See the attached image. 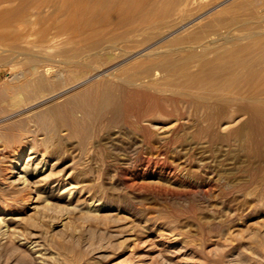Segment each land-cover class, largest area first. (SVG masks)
<instances>
[{
  "label": "rangeland",
  "instance_id": "1",
  "mask_svg": "<svg viewBox=\"0 0 264 264\" xmlns=\"http://www.w3.org/2000/svg\"><path fill=\"white\" fill-rule=\"evenodd\" d=\"M107 1L14 0L0 8V117L17 112L0 131L24 120L20 131H32L41 150L32 167L58 162L47 174L77 186L82 202L69 213L45 210L41 195L28 201L29 191L9 186L8 171L24 138L11 141L0 155V215L20 220L10 224L8 235L0 234V264H43L27 240L48 251L45 264H264V135L258 150V139L245 144L235 134L251 117L244 109L251 98H264V77L251 78L264 70V0ZM104 47L130 57L111 71L119 78L153 74L135 71L148 59L175 62L159 71L163 77L155 84L167 95L151 86L132 88L141 95L126 102L114 126L108 116L79 136L64 128L51 133L53 139L37 134L26 122L33 113L25 109L48 88L28 99L26 91L39 86L30 77L19 80L18 73L78 56L98 65ZM152 50L163 52L147 59ZM184 93L200 107L182 101ZM255 105L264 108V102ZM46 139L53 144L49 152L60 146L59 155H42ZM35 201H41V213L30 210ZM91 202L104 209L87 208Z\"/></svg>",
  "mask_w": 264,
  "mask_h": 264
},
{
  "label": "bare ground",
  "instance_id": "2",
  "mask_svg": "<svg viewBox=\"0 0 264 264\" xmlns=\"http://www.w3.org/2000/svg\"><path fill=\"white\" fill-rule=\"evenodd\" d=\"M13 1L14 0H0V8L3 5L5 6V4L11 3ZM19 1H21V0H19ZM105 1H107V0H105ZM129 1L135 2L136 0L135 1L129 0ZM140 1H138V2L142 3L143 0L141 2ZM148 1H150V0H148ZM171 1L172 0H167V4H170ZM214 1H219V0H214ZM255 1L256 0H253V3ZM110 2H112V1H110ZM138 2L136 1L135 3H138ZM16 3H17V1H16ZM156 3H155V5H156ZM14 4H15V2H14ZM204 4H206V3H204ZM125 5H128V3ZM141 6H142V4L140 5V7ZM158 6L156 9L154 7V9L158 10L159 9ZM262 6H263V4H262ZM262 6H261V9H262ZM10 7H8L7 9H9ZM122 7L123 6H121V7L119 6L117 8V11H119V8H122ZM124 7L126 8V6H124ZM129 7H131V6H129ZM150 7H152V5ZM125 8H123V9H125ZM205 8H206V6H205ZM149 10H151V9H149ZM262 10H264V8ZM115 11L113 12V14H115ZM127 11H129V9L128 10L125 9V11H122V12L125 13ZM3 12H5V11H3ZM111 12H108V13L112 14ZM259 13H262V12L259 11ZM2 14L3 13H0V16H2ZM116 14H118V13H116ZM7 15H8V13H7ZM220 39H222V37ZM223 41H225V40H223ZM213 42L214 41H212L211 43H213ZM227 42H229V41H227ZM215 46H217V45L215 44ZM191 47H195V46H191ZM195 49H197V48L195 47ZM113 51L114 50L111 51V49L109 47H104L99 52V55H100L102 61L100 60L101 64H98V65H91V64L85 63L84 62L85 59L83 57L78 56V58H79L78 60L64 61V62H61V64H57V65H48L47 68H44L39 63H36V64H33L32 66H30L29 68L24 69L22 72H19L17 75V78L19 80L26 81V80H29V77H30L29 81L36 82V84H38V86H39V88L34 92H27L25 90L26 91L25 95L28 97V99H30L32 97L34 98V96H39V98H40V96L42 97V95H41L43 93L42 90L48 88V94H46L47 97H45L46 95H43L44 98H42L39 102L31 104L30 106L26 105V107L27 106L28 107L25 109V111H28V113H29V111L33 113L30 118L27 116L29 118V119H27L28 121H26L27 124L28 123L31 124V122H33L32 124H34L37 128V131H36V132H38L37 134H39V132H43V134H47V136H50L51 133H55L56 131H59L58 130L59 128H64L66 130H69L73 136H79L83 132H86V133L92 132L91 131L92 127L94 125L103 124L104 119L108 116H111L110 121H109L110 126H114V125L118 124L119 119L123 115V108L125 107L126 102L128 100L135 99V98L139 97V95H141V93L135 92V90L133 91L132 88H141L144 85H145V88H148L149 86H151L153 88V90H155L157 93L167 95L168 90L160 89V87L158 88L155 84H157V81H159L163 77L162 72H159V71L162 68L168 69V68L173 67L175 62L168 61L166 63H161L160 62L161 59H158V60H155L153 62L151 61V63L148 64V61H149L148 57L150 58V56L160 54L163 51L158 52L156 50H152V51H149L147 54H144L148 59L147 63H142V64L138 65L136 67L135 71L145 70V73L148 71V72H151L153 74H148V75L146 74V76H144L142 78L136 77L133 74H132V76H129L126 78H119L114 73H111V71L114 68H116L117 66H119L122 63L124 64V62L126 60L130 59L128 54L118 56V55H115V53L113 54ZM141 53L142 52H140L138 54H141ZM156 56H158V55H156ZM167 56H169V55H167ZM173 56H175V55H173ZM119 58H122V60L117 61ZM154 59H156V58H154ZM53 61L55 62V60H53ZM124 68H126V67H124ZM117 69H119V68H117ZM129 70H132V69L130 68ZM114 71H115V69H114ZM125 71H127V70H125ZM252 73H254V72H252ZM124 74H126V73H124ZM163 74H164V72H163ZM46 75H48V76H46ZM14 76H16V75H14ZM165 76H167V75H165ZM45 77H48V79L45 80L44 79ZM167 77H169V76H167ZM263 77H264V70H263V72L255 75L254 77H251V78L253 81H255V80H259L260 78H263ZM13 79H15V78H13ZM201 80H203V79H201ZM172 81H174V80H172ZM199 82H201V81H199ZM160 84H161V82H160ZM31 85L32 84H30V86ZM146 86H148V87H146ZM203 86L204 85H202V87ZM167 87H169V86H167ZM170 87H172V86H170ZM177 89H179V88H177ZM23 91H24V89H23ZM147 91H148V89H147ZM150 92H152V91H150ZM162 97H161V99H162ZM166 97L168 98V96H166ZM62 98H65L63 103L58 102V100H60ZM167 98H165V99L163 98L164 102L169 101V99H167ZM158 99H156V100H158ZM251 99H252L251 100L252 103L246 105L244 108L246 112L250 113L251 117H250L249 121L247 122L246 126L236 130L235 134H236V137L241 142H244L245 144L252 143V138L258 139L257 146H258V150H259L261 147V143H262V136L264 135V129L261 125V122L264 121V108L255 105V103L264 102V98L260 97V96H255V97H252ZM180 100L178 99L179 102H180ZM192 100L193 99L190 97V95L188 93L183 94L182 101H184L185 103H187L188 105H190L192 107L194 105L197 107H200V103H199V105H198V103L195 104ZM225 100L226 99H224L222 101H225ZM13 101H15L14 105H16V106H20L23 104L20 100L16 101V99H14ZM218 101H219V99H218ZM158 103H159V101H158ZM224 103H226V102H224ZM156 104L157 103H155V105ZM202 105H201V107H202ZM22 106H20V107H22ZM206 106H207V104L204 105V107H206ZM158 107H160V106H158ZM198 109H196V111ZM205 109H207V108H205ZM202 110L204 111L203 108H202ZM202 110H200V111H202ZM207 110H209V109H207ZM212 110H214V109H212ZM200 111H198V112H200ZM176 112L178 113V111H176ZM206 112H208V111H206ZM219 112H220V114L218 113L219 116L221 115L220 117H222V111H219ZM12 113H14V112H12ZM12 113L10 115L5 114L6 116L0 117V124L9 120L12 117L17 116V114H16L17 112L14 113L15 115L14 114L12 115ZM28 113H26V114H28ZM223 118H224V116H223ZM19 119H17V120H19ZM108 119L109 118H107V120ZM208 121H210V118ZM213 122H214V120H213ZM4 124H6V123H4ZM222 124H223V122H222ZM24 125H25L24 120L15 121L9 125V129H7V130L5 129L6 131H3L4 129L2 128V130L0 131V155L7 152V148L10 147L9 143L11 141H16L17 137L18 138H21V137L24 138L22 141H20L23 145L22 150L19 153L18 158L15 160L14 166H12L11 170L8 171L10 173V176L8 177L10 179L9 186L15 187V189H17L16 191H19L21 193L25 192V191H29L31 193V195H29L30 197H29L28 201H31L32 199H34L33 194H35V193L41 195L42 196L41 198H44V199H42L43 200L42 201L43 208L41 206V201L33 202L32 206L30 207V210L33 211V213H41L40 212L41 208L45 209V210L55 209V210H58L59 212L63 211L65 213L80 210L81 206H82V202H80V200L77 199V197L79 195H81V194L78 195V187L75 185L73 186L71 184L69 186L65 185L64 179L60 175L53 176V175H55L53 172H51V174H47V171L49 169L51 171L54 170V167H56L59 164L58 162L51 164L49 166V168H48V166L46 168H44L45 164L43 165V167H41V164H37L35 166V168L32 167V164L30 161L32 160V158H34L33 156H35L36 154H39V152L41 150L40 151L38 150L39 149L38 148L39 147L38 140L36 139V135L33 134L32 131L25 130L24 133L22 131H20V129L22 130L24 128ZM4 128H6V127L4 126ZM207 129H210V128L208 127ZM15 130H19L18 132H21V134L19 136L15 135L13 133ZM206 131H203V132H206ZM15 133H17V132H15ZM249 134H251L252 136L248 137ZM48 139H46L45 143L43 142L44 144H41V145H45V150L43 151L42 155L45 156L46 153L56 155V156L59 155L60 154V150H59L60 146H58V144H56V143L54 144L55 150L52 152H49L50 151L49 149H50L51 145H53V144H51V140H50L49 141L50 145H48L49 144ZM51 139H53V138L51 137ZM41 140H44V138ZM57 140H58V142L60 141V139H57ZM30 142H32V144H31V146H28V145H30V144H28ZM27 148L29 149V152H28ZM26 149H27V151H26ZM251 149H252V147H251ZM26 152H28L27 155H29V157H28L29 159L24 161L23 159H24V156L26 155ZM70 175H68L67 178H69ZM67 193L69 194L68 198L65 197V195ZM23 199H25V198H23ZM82 200L83 199H81V201ZM84 202H86V201L83 200V203ZM87 208L94 210V211H101L104 209V206L101 203L91 202L90 204L88 203ZM19 220H20V218H16V217L7 218L6 216H1L0 217V234L1 235L7 234L11 228L10 224L12 222L14 223L15 221H19ZM27 243L30 244L29 247H30L31 251L36 253L37 259H40L39 263H43V264L47 263L46 262V259H47L46 254L48 251L46 252V249L43 248L41 243L36 241V240L35 241H32V240L28 241L27 240Z\"/></svg>",
  "mask_w": 264,
  "mask_h": 264
}]
</instances>
